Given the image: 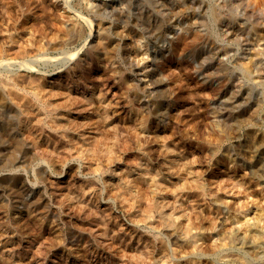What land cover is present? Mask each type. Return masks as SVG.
Returning a JSON list of instances; mask_svg holds the SVG:
<instances>
[{
	"label": "rangeland",
	"instance_id": "374dc122",
	"mask_svg": "<svg viewBox=\"0 0 264 264\" xmlns=\"http://www.w3.org/2000/svg\"><path fill=\"white\" fill-rule=\"evenodd\" d=\"M95 1L110 4H102L101 13L92 5ZM154 1L0 0V85L17 80L16 92L22 96L17 103L3 100L17 108L15 119L8 122L19 136L25 138L31 129L39 135L37 141L52 143V148H46L34 139L27 153L10 148L13 154L9 155H17L16 175L9 170L10 160L0 162V189L4 190L0 264H239L240 258L231 254L237 252L247 264H264V166L256 163L259 154L264 155V150H256L264 140V78H256L257 64L252 61L250 66L251 61L244 59L249 49L244 45L245 32L231 36L223 32L227 25L246 24L251 40L254 26L264 23V0H190L194 4L172 0L182 21L174 38L163 41L168 51L156 61L151 43L143 54L148 45L145 37L141 52L133 53L140 36L132 38L116 24L126 25L127 17L136 18L142 7L152 9ZM112 12L124 15L123 20H116L119 14ZM194 17L199 18L198 24L186 32V22ZM141 22L136 28L145 25L144 18ZM98 24L106 27L108 47L118 48L106 51L111 59V54L116 56L111 69L102 56L93 54L92 35ZM214 33L220 38L223 34V41ZM196 34L204 37L197 41ZM203 43L229 46L230 54L221 66L209 58L198 59L197 49ZM126 47L132 52L130 61ZM131 62L141 68L154 63L158 77L166 81L169 101L163 121L158 123L150 108L137 107V98L148 99L151 88L148 78L135 80ZM246 64L253 79L245 75ZM234 84L247 93L239 94L236 101L230 96ZM62 88L71 93L72 114L83 124L76 132L89 144L100 126L90 125L95 114L85 99L93 93L103 96L110 131L106 144L113 152L109 158L96 162L79 156L65 147L58 134L47 141L48 117L40 122L39 131L33 126L39 111L43 115L47 110L44 100ZM222 89L228 90L224 97L219 95ZM36 92L42 99L35 98ZM62 95L55 98L65 100L66 94ZM141 122L149 128L144 136L139 133ZM172 133L174 138L157 140ZM0 140L10 139L0 131ZM208 142L214 150L206 149ZM12 175L18 196L26 186L33 189V202L43 198L41 214L27 208L16 213L8 205L14 189L6 186ZM193 177L200 180V190L192 188ZM182 186L187 191L175 194ZM220 205L222 211L217 209ZM253 227L263 237L242 239V232ZM236 232L240 235H235V242L221 245V238ZM74 236L77 241L72 242ZM232 248L236 249L230 252L233 257L226 261L222 253Z\"/></svg>",
	"mask_w": 264,
	"mask_h": 264
},
{
	"label": "bare ground",
	"instance_id": "6f19581e",
	"mask_svg": "<svg viewBox=\"0 0 264 264\" xmlns=\"http://www.w3.org/2000/svg\"><path fill=\"white\" fill-rule=\"evenodd\" d=\"M95 2L92 3V5L95 4L94 7H96L95 10H97V11L100 10L102 4H104V5L110 4V3L106 4L107 2L106 3L101 2V4H97V2L96 3ZM154 2H156V4L154 3L155 7H153V5L150 6V7H153L152 9L151 8L146 9V7H142L141 11L139 12V16H137L136 18L132 19L130 17H127V20H126L127 24L126 25H123L121 23L118 24L117 22H116V24H117V26L119 25L118 27H121L125 31H128L132 38H134L138 35L140 36V38L137 39V41L135 43V46L137 45V48H135V50H133V53L137 52L139 54L141 52L142 40L145 37L143 41H144V43L145 42L148 43V45L147 44L144 45L143 54L148 52L149 43H151L152 45L151 44L150 45L154 49L152 59L156 61L165 52L168 51L167 46L164 44L165 39L167 37L168 38L169 37L174 38V35L177 34V31L179 29L178 22L182 21V20L179 18L180 16L177 13L178 11L176 9L178 8V4L175 1H172V0H156ZM173 2H175V3H173ZM227 3H228V1H227ZM190 4H194L193 1ZM111 5H113V4H111ZM113 6H112V9L114 8ZM191 7H192V5H191ZM104 9L107 10L105 7H104ZM101 10H102V8H101ZM101 10H100V12L102 13ZM117 10L122 11L119 8ZM113 11H114V9H113ZM115 11H116V7H115ZM164 11H166V12L164 13ZM100 12H98V13H100ZM169 13H171V14H169ZM112 14H117V12H112ZM118 14H117V16H118ZM213 14H215V13H213ZM217 15L219 16V14H217ZM217 15H213V16H217ZM198 17H200V15ZM123 18H124V15L119 14V16L116 17V20H123ZM143 18H144L146 27L144 28V26H145L144 25L143 27L136 28V26H142L144 24L141 22V20ZM145 18H146V20H145ZM197 18L194 17L193 18L194 20L190 21L192 24L190 22H186L185 27H184L185 28L184 30L186 32L192 30V28H194L198 24L196 22ZM214 19H216V17H214ZM217 19L219 21H221V19H219V18H217ZM167 21L169 23H167ZM214 21H216V20H214ZM140 22H141V24H140ZM166 23L170 24V25L166 26ZM245 25L243 26V25L239 24V25L234 26V25L230 24V25H227L228 27H225V29H223V32H224V34H226L228 36H231V34H235V33L238 35H241L245 32L244 33L245 34L244 45L249 46V49H248V55L246 57H244V59L251 61L249 63L250 66H252V61H253V63L255 62L257 64V67L259 70H257V72H256V74H254V76L258 79H262V78H264V23L256 24L254 26L256 28H255V31H253V32L251 31L253 33V38L251 40L246 36V31H248V30L250 31V26L247 25L248 27H246ZM206 31L208 33V29ZM203 33H204V31H203ZM211 34H213V33H211ZM211 34H210V36H211ZM214 34L216 35V33H214ZM199 35L200 34H198V36H197V34H196V36L194 37L197 41H199V39L204 37V36L202 37V35H200V36ZM221 35L223 36V34H221ZM216 36H218V34ZM219 36L217 38H219L221 41L223 39V37L221 36V38H222L221 39ZM168 38H167V40H168ZM206 38L207 37H205V39ZM92 39H94L92 42L93 43L92 44L93 54L95 56H98V57L102 56V60H104L107 65H109L110 69H111V67L114 68L115 67L114 65L116 62L115 63L113 62V58L115 55L112 56V54H111V57H112V59H111L110 56H107L109 54V52L108 53L106 52L109 48L108 45L110 44V42H109L110 39L106 35V27L104 25L98 24L97 27L94 29ZM195 39H193V40H195ZM160 40H162V41H160ZM206 40H211V39H206ZM155 41H157V42H155ZM197 41H195V43ZM220 41H219V43H220ZM159 42H161V44H158ZM198 44H199V42H198ZM205 44L204 43L200 44L201 47L197 49L198 53H196V54L198 56L197 55L196 56L198 57V59L201 62H203L205 60V58H209V59H212V61L216 65L221 66L225 57L228 56V54H230V53H228L230 50L229 46L225 45V44L224 45H218V44L214 45L213 43L212 44H206V45ZM111 47L114 48L115 46L113 45ZM198 47H199V45H198ZM116 49H118V48H116ZM175 49H176V47L174 48V51H175ZM110 51H111V49H110ZM114 51H113V53L115 54V52L118 50H116L115 52ZM111 53H112V51H111ZM124 53H125V57L130 61V59H132L131 58L132 52L130 53V50H128L126 47V49L124 50ZM98 57H96V58H98ZM115 59H116V56H115ZM152 59L150 61H152ZM131 63H132L131 65H133L134 70H135L134 76H135L136 81L141 82V80H142L140 78L141 76L148 78L149 83L147 84V86H148V88H151V91L148 92L147 96H149V98H151V99L153 97L152 100H150L149 98L148 99L140 98V97L137 98V107H139V108L141 107L144 110L150 108L153 116L155 117V119L158 120V123L163 121L165 119V114L167 112L166 111L167 110V104L169 101V100H167V96H165L167 94V91L165 90L166 81L163 78L158 77V75H159L158 74V68H157V66L155 67L153 65L154 63L152 64V62H151L152 65L151 64H149V65L146 64L145 66L143 65V67L145 69L143 71H141V69L143 67L141 68L139 66V64L137 65V64H134L133 62H131ZM249 64L248 65L246 64L245 65L246 68H244V69H245V75L247 76V74H248V76L250 77L251 76V70H250L251 68H250ZM105 67H106V65H105ZM242 71H244V70L242 69ZM246 72H247V74H246ZM204 77L207 78L206 75ZM250 78H252V77H250ZM130 80L131 79L127 78V80H126L127 84H128V81H130ZM16 82H17V80H15L14 83H12V84L11 83H5L4 85H0V88L2 89V95L0 96V118H1L2 122H4V121L6 122V123H3L2 125H0V126H2V127H0V131L8 134L9 139H10L9 141H6V142L3 140H0V159H1L0 162H3V161L7 162L10 160L11 163L9 165V170L13 171V175L17 174V155L14 157H11L10 155L13 154L12 150L17 149V150H24L25 153L29 152L31 147H32L31 143H34L33 141L38 139V136H39V135H37L36 132H32L31 129L27 130L28 134H27V136L25 135L26 136L25 138L23 136H19L18 133H15L16 130H15V128H13V125H11V123H9L13 119H15V114L17 113V111H16L17 108H16V105L14 103L4 104L3 100L9 98L10 101H14L15 103H17V101H19V100H22V96L17 94V92H16V86H17ZM233 87H234V90L231 93L232 95H230L233 99L232 101H236L238 99V97H241V96H239V94L240 95L247 94L241 87H238L236 84H234ZM128 88H129V90L131 89V87H128ZM221 88H222V86H221ZM62 90L65 92L59 91L56 94H54L55 93L54 92L53 95L50 94V96H48L47 98L45 97L46 99L44 100V102L46 103V106H47L46 109L47 110L43 114L44 116L41 115L42 112L39 111V116H36L38 119L35 117L37 120L35 119L33 126L37 127V131H39L40 122L43 120L44 117H48V120H46L47 127L50 130V133L53 135H51L50 133L47 134L46 135L47 141H50L52 139V136H54V134H58L60 137L62 136V138L65 142V147H67L68 150H73L79 156H83L85 158H88L90 161H96V162L99 160H102L103 157L108 156V158H109V156L112 155L113 152L110 150L108 144H106V140L108 137L107 135H108V132L110 134V131H108L109 125L107 123V120H105L106 116H107L108 106H106V104H104L105 101L103 99V96L101 94L96 95L93 93L89 96V98H86L88 96L85 97L86 99L83 98V100L85 99V102H87V104L89 103L92 106V108L94 109L93 113L95 115H94V119L92 117L93 121L91 120L92 121L91 122L90 121L91 118H89V121L91 122V123L89 122L90 125L92 126L93 124H95L96 126H98V125L100 126L97 129L96 134H93L91 136L93 141L89 144L88 142H86V140L81 138L78 135V133L76 132L78 129H80V126H82L83 124H81L82 122L79 120V118H76L72 114L71 102H70L71 96H69L71 93H69L68 92L69 90L66 88L65 89L62 88ZM227 91H226V89H222L220 91V94H219L220 97H224V95L226 94ZM62 94H66V95H64L65 100L58 99L59 98L58 96H61ZM67 94H68V96H67ZM34 95H35L36 99H38V100L42 99V97L40 96V93L36 92ZM131 95L133 97H137L138 92L133 91L131 93ZM55 97H58V98H55ZM149 101H150V104H149ZM223 102H224V100H223ZM73 103H75L76 105L78 104L77 100H75V99H74ZM98 107H100V111L98 110ZM66 109H68V110H66ZM137 109L138 108H134L133 110H137ZM134 113L139 114L136 111ZM140 117H142V116H140ZM85 123H84V126H85ZM143 123L144 122L140 123L139 133L144 136L146 133L148 134L149 128L146 125H143ZM90 125H89V128H90ZM95 125H93V126H95ZM82 128H84V127H82ZM90 129H93V127H91ZM94 129H95V127H94ZM173 136H174L173 133L171 135L164 136V137L157 136V140H164V138H166V137L171 139ZM53 139H55V138H53ZM222 139H223V137L219 138V145H221L223 143ZM38 141L36 140L35 142L38 143L39 145L45 146L46 148L47 147L52 148V143L46 142V144H45L43 142H40V141L38 142ZM55 142H56V140H55ZM202 143H204V142H202ZM209 145H210L209 142H208V144L205 145L206 149L208 148L209 150H214V148L210 149ZM10 148H13V149L10 150ZM222 148H224V146ZM256 150L258 153L261 152V150H264V140H261L259 143H257ZM262 153H264V152H262ZM146 155L148 156L149 154H146ZM31 158H33V156ZM257 161H258V162H256L257 164H261V166H264V155L259 154ZM13 175L8 177V181H7L8 187L6 186V188L8 190H13L14 189L13 187L17 186V179L14 178L16 176H13ZM192 179H193V182L191 183L192 188L194 190H200V188H202V184H201L200 180H198L194 177ZM180 191L186 192L187 187H185V186L180 187L178 189V192L175 191V194L179 193ZM3 192H4V190L0 189V200H1V196H2ZM20 193H22V196L17 195V189H14L13 191L10 192V200H8V202H9L8 205H10L11 209L13 211H15L16 213L18 212L21 214L22 209L27 208L29 210V212H35L37 214H41V212L43 210L42 208H45L44 205H41V203H43V198L40 197V199L37 202L36 201L33 202L32 201V195L34 193L33 189L26 187V186H23L21 188ZM92 194H93V192L90 193V195H92ZM139 198H141V196H139ZM79 199H78V202L81 203V201ZM223 208L224 207H222V205H220L217 209L219 211H222ZM148 213H149L148 211H145V212H143V215L146 216ZM44 217H47V216L44 215ZM96 221L98 223H101L102 225H104L102 220H96ZM104 227H105V225H104ZM263 227H264V223H263ZM256 230H257V228L253 227V228H251L245 232H242L241 238L245 240L246 237H251V238L255 237L254 235H256V236L259 235V238L263 237V235H261L262 233L259 234L258 230L257 231ZM183 231L185 234L188 233L187 228L184 229ZM173 235H175V234H173ZM235 235H240V234L238 232H236L235 234L230 235V237L221 238V245L224 246L227 244V242H235L237 240ZM71 239H72L71 240L72 242L77 241V238L75 236ZM178 241H181L180 243H186L185 239L184 240L178 239ZM235 250H236L235 248H232L230 251L222 253V258H225L226 261H230V259L233 257L232 255H230V252L235 251ZM237 253H231L233 255H236V258H233V259L240 258L239 264H247L242 259V257H240V254H237Z\"/></svg>",
	"mask_w": 264,
	"mask_h": 264
}]
</instances>
